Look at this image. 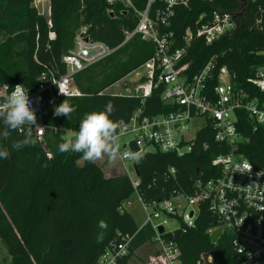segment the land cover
I'll return each mask as SVG.
<instances>
[{
  "label": "trees",
  "instance_id": "obj_1",
  "mask_svg": "<svg viewBox=\"0 0 264 264\" xmlns=\"http://www.w3.org/2000/svg\"><path fill=\"white\" fill-rule=\"evenodd\" d=\"M131 1L137 9L146 3ZM106 9L105 0H49L46 19L33 6V0H0V83L11 88L23 85L34 91L41 72L64 73L61 57L72 48L82 29L90 40L114 50L73 76V83L83 96L55 98L49 104V94L41 95L40 117L50 158L34 141L32 146L19 150L11 147L26 135L23 129L11 131L0 141V149L9 153L7 158L0 159V242L11 264H94L118 235H134L133 250L151 239L148 228L138 230L133 217L120 210L122 203L133 195L126 176L105 177L97 164L83 160L81 154L58 150L64 135H74L86 114L103 111L110 103L113 112L109 118L117 124L126 121L140 106L138 98L112 95L107 89L148 61L154 53L153 45L138 36L121 45L123 31L133 29L136 19L120 5L114 8L113 15ZM212 9L213 6L198 0L188 9L176 8L170 30L175 34L177 47L182 46L183 32L193 20ZM250 10L248 7L247 17L240 19V28L233 35L210 45L200 40L192 42L184 59L189 64L190 76L213 59L215 70L226 67L235 76L233 84L251 95L247 81L256 68L264 66V33L249 28ZM216 83V78L209 81L207 90L212 91ZM162 91L159 86L146 100L145 114L170 110L160 99ZM65 100L76 111L68 119L54 116V108ZM236 116L238 132L248 139L240 153L255 169L264 168V127L255 130L248 115L238 112ZM225 152L223 146L214 142L213 133L204 129L197 134L193 151L183 157L159 152L144 154L135 162L138 194L145 202L176 194L192 195L197 179L211 177V160ZM169 169H174V175L169 174ZM101 221L107 225L105 229L99 227ZM194 223L193 228L176 230L169 236L178 245L182 264H193L203 253L213 256V264H233L228 235L222 234L213 244L206 234L214 221L205 204L199 206ZM101 233L103 239L97 242Z\"/></svg>",
  "mask_w": 264,
  "mask_h": 264
},
{
  "label": "built area",
  "instance_id": "obj_2",
  "mask_svg": "<svg viewBox=\"0 0 264 264\" xmlns=\"http://www.w3.org/2000/svg\"><path fill=\"white\" fill-rule=\"evenodd\" d=\"M194 0H146L142 9H137L131 0H105L106 12L114 14L120 5L126 12L131 11L136 25L124 30L121 45L138 36L153 45V56L131 72L134 78L128 83L127 75L111 85L107 92L112 95L138 98L140 106L126 121L117 125V136L128 137V142L119 150L122 175L130 181L144 215L143 224L151 232L146 257L136 256L131 249L133 236L118 235L109 242L94 264H182L180 250L173 236L174 231L193 228L199 206L205 204L213 217L214 225L206 234L220 230L219 237L226 233L234 252L233 264H264V168L255 169L240 153L248 139L238 132L236 113L248 115L254 122V129L264 127V66L254 70L247 81L251 95L242 87L233 84L235 76L226 67L215 70L211 59L199 73L190 76L189 64L184 62L187 50L194 40L210 45L221 38L233 35L240 28V19L248 18L250 29L264 33V0H198L214 9L199 14L183 32L182 46L170 30L176 8L188 9ZM47 0H33V4ZM49 5V0H48ZM35 7V6H34ZM253 8V9H252ZM251 16V17H250ZM48 27L51 26L47 21ZM82 29L74 38L73 46L62 57L65 72L47 70L38 77L37 88L28 90L31 107L35 110L37 125L33 130L27 126L24 133L41 145L50 158L44 142L45 127L40 117V97L48 93L52 104L55 98H77L83 94L75 87L73 76L83 69L109 56L114 50L101 42L90 40ZM53 38V35H49ZM213 78L217 83L212 91L207 84ZM0 83V101L14 87L5 89ZM163 87L160 99L169 107L168 112L147 115L144 103L154 90ZM40 129H36V127ZM208 129L213 133L214 142L226 149L211 160L212 175L208 179H197L192 195L176 194L160 201L145 202L138 194L139 179L135 173V162L144 154L146 147L153 152L183 157L193 151L197 134ZM133 142L137 152L132 153L129 144ZM207 149V145H203ZM130 165L129 174L125 165ZM174 169L169 174L174 175ZM131 198V197H130ZM130 198L124 201L120 210L131 205ZM192 213V215H190ZM176 225L168 229L169 223ZM163 229L159 233V228ZM145 244V243H144ZM143 244V245H144ZM142 245V246H143ZM193 264H213V256L203 253Z\"/></svg>",
  "mask_w": 264,
  "mask_h": 264
},
{
  "label": "clouds",
  "instance_id": "obj_3",
  "mask_svg": "<svg viewBox=\"0 0 264 264\" xmlns=\"http://www.w3.org/2000/svg\"><path fill=\"white\" fill-rule=\"evenodd\" d=\"M8 89L7 85H3ZM76 109L66 100L54 108L53 115L68 117ZM113 112V106L109 103L104 106L103 111L91 112L86 114L79 124V130L74 135L59 143L58 150L61 153H79L82 159L94 162L103 157L109 161L117 159L120 155L117 143V125L109 117ZM37 125L35 110L31 107L28 97V90L23 85H16L10 92H7L0 101V141L9 136L11 131L22 130L26 126L33 130ZM40 129L38 126L35 128ZM33 138L24 135L12 143L11 147L19 150L23 147L32 146ZM9 155L8 151L0 149V159H5ZM101 229L107 225L101 221ZM97 242H101L103 234L96 237Z\"/></svg>",
  "mask_w": 264,
  "mask_h": 264
},
{
  "label": "rangeland",
  "instance_id": "obj_4",
  "mask_svg": "<svg viewBox=\"0 0 264 264\" xmlns=\"http://www.w3.org/2000/svg\"><path fill=\"white\" fill-rule=\"evenodd\" d=\"M38 11V10H37ZM39 12V11H38ZM134 78V75H129L128 79L125 80V82H129L130 80H132ZM70 136H72V134L70 133H66L64 135V140L69 138ZM130 138L128 137H124V138H119L117 140L118 146H119V150L122 151V145L126 142L129 141ZM146 151L148 153H152L153 152V148L148 146L146 147ZM83 162V160H79L78 164L81 165ZM95 164H97L101 170L102 173L105 177H112V176H116V175H122L123 173V168L119 162V159L117 157V159L113 160V161H109L107 157H103L101 159H98L96 161H94ZM125 168L128 170L129 174H132L131 171V167L130 165H125ZM131 201V205L128 206L126 208V211L133 217L136 225L138 227H140L143 222H144V215L142 213L140 204L137 202V198L135 195H132L130 198ZM176 225L174 223H169L167 230L168 229H173L175 228ZM148 250V243H145L143 246H141L137 251H136V256H141V257H146V251ZM0 264H11V258L10 256L7 254L6 249L4 248V246L1 244L0 242Z\"/></svg>",
  "mask_w": 264,
  "mask_h": 264
},
{
  "label": "water",
  "instance_id": "obj_5",
  "mask_svg": "<svg viewBox=\"0 0 264 264\" xmlns=\"http://www.w3.org/2000/svg\"><path fill=\"white\" fill-rule=\"evenodd\" d=\"M129 147H130L132 153H136V152H137V147H136V145H135L133 142H131V143L129 144ZM134 169H135V173H136V175H137L136 166H134ZM190 215H192V213H190ZM158 231H159V233H162V232H163V229L160 227ZM219 233H220V230H216V231H214V232L210 235V241H211V242H214V241L217 239Z\"/></svg>",
  "mask_w": 264,
  "mask_h": 264
},
{
  "label": "crops",
  "instance_id": "obj_6",
  "mask_svg": "<svg viewBox=\"0 0 264 264\" xmlns=\"http://www.w3.org/2000/svg\"><path fill=\"white\" fill-rule=\"evenodd\" d=\"M33 6H35V8L39 11V13L41 15H43L46 19L49 18V5H48V0L47 2L44 4H36L34 3Z\"/></svg>",
  "mask_w": 264,
  "mask_h": 264
}]
</instances>
